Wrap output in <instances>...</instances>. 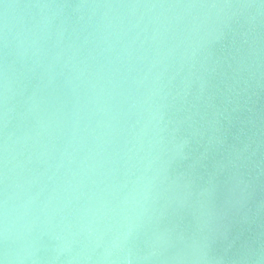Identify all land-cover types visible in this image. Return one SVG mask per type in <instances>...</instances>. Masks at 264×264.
Here are the masks:
<instances>
[{
    "label": "clouds",
    "instance_id": "9594fccd",
    "mask_svg": "<svg viewBox=\"0 0 264 264\" xmlns=\"http://www.w3.org/2000/svg\"><path fill=\"white\" fill-rule=\"evenodd\" d=\"M0 264H264V0H0Z\"/></svg>",
    "mask_w": 264,
    "mask_h": 264
},
{
    "label": "water",
    "instance_id": "95a60500",
    "mask_svg": "<svg viewBox=\"0 0 264 264\" xmlns=\"http://www.w3.org/2000/svg\"><path fill=\"white\" fill-rule=\"evenodd\" d=\"M237 243H238V245H239L240 241H238Z\"/></svg>",
    "mask_w": 264,
    "mask_h": 264
}]
</instances>
